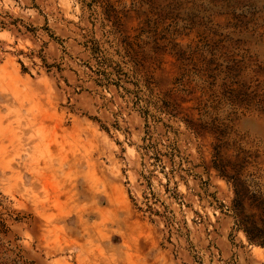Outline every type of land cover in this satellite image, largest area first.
Masks as SVG:
<instances>
[{"label": "rangeland", "instance_id": "rangeland-1", "mask_svg": "<svg viewBox=\"0 0 264 264\" xmlns=\"http://www.w3.org/2000/svg\"><path fill=\"white\" fill-rule=\"evenodd\" d=\"M0 264H264V0H0Z\"/></svg>", "mask_w": 264, "mask_h": 264}]
</instances>
